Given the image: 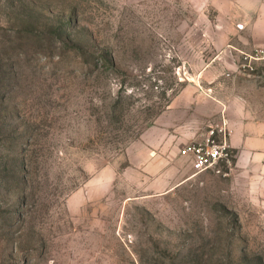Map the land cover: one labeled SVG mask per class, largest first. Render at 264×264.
I'll return each mask as SVG.
<instances>
[{"label": "rangeland", "instance_id": "374dc122", "mask_svg": "<svg viewBox=\"0 0 264 264\" xmlns=\"http://www.w3.org/2000/svg\"><path fill=\"white\" fill-rule=\"evenodd\" d=\"M257 2L0 0V264H264L263 193L139 140L183 85L264 86Z\"/></svg>", "mask_w": 264, "mask_h": 264}, {"label": "crops", "instance_id": "0c3cea01", "mask_svg": "<svg viewBox=\"0 0 264 264\" xmlns=\"http://www.w3.org/2000/svg\"><path fill=\"white\" fill-rule=\"evenodd\" d=\"M256 5L255 14L249 13L239 26L248 35L240 34L242 43L231 44L233 48L251 52L264 48V1ZM239 70L238 73L229 70V77H237L239 72L249 73L242 67ZM206 87L211 90H203L196 84L183 85L142 130L139 140L146 150L145 156L151 159L144 161L146 171H155L159 159L170 163L177 155L184 156L180 153L181 146L204 138L208 124L222 112L235 153L231 167L225 169L231 171L235 180L244 181L264 194V86L242 91L232 86L222 93L217 84L209 83Z\"/></svg>", "mask_w": 264, "mask_h": 264}, {"label": "built area", "instance_id": "2783aa9c", "mask_svg": "<svg viewBox=\"0 0 264 264\" xmlns=\"http://www.w3.org/2000/svg\"><path fill=\"white\" fill-rule=\"evenodd\" d=\"M249 56L252 55H246L248 59ZM180 153L190 160L196 172L214 169L226 174L228 171L225 168L231 167L235 156L226 118L208 124L205 137L185 143Z\"/></svg>", "mask_w": 264, "mask_h": 264}, {"label": "trees", "instance_id": "16d2710c", "mask_svg": "<svg viewBox=\"0 0 264 264\" xmlns=\"http://www.w3.org/2000/svg\"><path fill=\"white\" fill-rule=\"evenodd\" d=\"M192 262H193V264H196V263H194V261H193V260L191 261V263H192Z\"/></svg>", "mask_w": 264, "mask_h": 264}]
</instances>
